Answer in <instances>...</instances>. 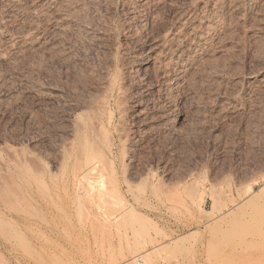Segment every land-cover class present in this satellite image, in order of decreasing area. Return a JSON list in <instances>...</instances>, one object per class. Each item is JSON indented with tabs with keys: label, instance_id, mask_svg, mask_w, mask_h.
Segmentation results:
<instances>
[{
	"label": "rangeland",
	"instance_id": "1",
	"mask_svg": "<svg viewBox=\"0 0 264 264\" xmlns=\"http://www.w3.org/2000/svg\"><path fill=\"white\" fill-rule=\"evenodd\" d=\"M64 1L61 2L63 3L62 5L59 3L54 9L58 10V7L61 8L62 6L63 8L58 11L61 13L67 12V14L65 13L66 15H68V11L72 12V9L76 10V12L73 11L72 15L70 14L71 12L69 13L68 18L72 17L70 19L67 18V21H70L69 23L64 22L65 24L63 25L58 19L54 18L56 24L54 22L55 20L51 18V14L48 17L50 21L47 16L44 18L42 17L44 20H38V27H40L38 31L52 39V47L49 44L50 46H48L49 48L47 47L48 50L46 49V52H39L40 54H32L31 52L29 55L27 54L26 57L19 53L20 55L17 54L15 59L7 60L6 62H4L5 60H2L3 62L0 61V171L1 168L6 167L7 170H4L5 173L9 178H13H10L13 183L10 184L11 188L13 189L14 187V191L17 193L20 189L21 193L20 191L19 193L22 194V196L20 195L22 197L21 199H26V202L29 204L27 207L23 204L24 201L21 203L20 200L17 199L18 206L30 212L28 215L25 211H23V213L17 211L12 218L0 215V228L3 230L9 229V232L5 230L0 232V264H264V246L261 245V243L264 242H262V237L264 238V228L262 227L260 229L261 231L259 230L255 234H248L249 232L255 231L254 228L256 226L253 220L259 218V215H262L260 210L264 208V89L262 86L264 83V76L261 74L264 73V2L261 4L263 7H261L262 9L260 8L261 10L259 9L260 12L258 11L256 13L254 10L251 11L253 13L245 11L239 16L241 19L239 17H237V19L234 18L236 20H234L236 26H234L233 20V22H227L225 25L222 23V27L220 25L218 26L217 32L219 36L217 35V39L211 44L212 48L209 47V53H206L208 56H204V58H206L204 61H206L207 64L209 63V66L210 63L213 65L212 69H210L211 67L209 68L210 71L209 69L203 71L202 74L206 77L196 74L194 78L192 75L191 77L193 78L189 77V80L193 79V85L191 84V80L190 82L188 81V78L187 80L181 78L173 82L172 87L174 89L171 88L168 93V101L171 97L173 99L169 101L171 103L170 105H172V110L168 112V116L171 117H168V123H160L159 113L155 114L156 116L154 118L156 120L152 117V114H150L151 116L149 115V112H153L154 116V112L157 113L159 111H155V109L161 105V102L163 103L164 99L162 95H159L161 92L155 90L158 86V79L156 78L154 80V75L148 74V68H140L138 74L139 76L143 75V78L139 77L136 81V85L132 82V85L130 83L127 84L131 91L130 89L128 90L127 86L128 92L126 91V95H124L126 98L123 97L124 102L131 93L128 100L124 102L125 107L127 104L129 107V109L128 107L126 108V115L123 121L127 126L124 123L122 124L123 127L127 129L126 133L129 138H127L128 140H125V142H116L111 156L116 169L115 193L118 194L115 195L116 197L119 195L120 197H118L122 199L116 202L119 199H116V197L113 199L112 197V200L110 199L107 203L92 195L95 205H93V201H90V199L92 200L91 197L89 199H84L85 201L87 200L86 202L89 201L90 205H88L89 203L87 204L82 201V196L85 195L83 193L84 191L80 187H75V182L72 181L71 183L70 180H72V177L70 173L64 171L63 175H60L62 172L59 168L57 167L58 170L54 169L58 164L57 161H59V159L60 161L62 160L59 150L63 148L58 145L63 143L61 146L64 147L66 145L65 143L69 141L68 138H71V134L69 133L72 127V123H70L71 115L76 111H82V106L86 104L88 105L84 108L88 110L91 95L101 91V84H99L101 83V77L98 75L101 74L100 76H102V67L107 62L108 58L106 56L110 45L112 46L114 44L115 46L113 45V47L116 49L118 47L114 54V59L118 64L123 63L124 59V63H128L130 58L131 60L133 58L134 60L136 59L135 61L132 60L136 67L143 64V62L145 63L148 57L147 54L151 51H155V46H153L155 42L152 41H155L156 38L154 36H156L157 33H154L155 31L152 30H155V22L154 25L149 23L151 19L156 18L154 21L157 19V21H160L162 18L163 24H167L175 18L177 13L181 11L184 12L188 9L190 0H169L171 3L169 2L170 5H168V7L164 6L159 9H152V5L146 7L148 11L149 9H152V11L150 10L149 13L145 11L147 16L144 14L140 17V20L134 21L135 24L131 23V28H134H132L133 30L137 29V32L140 30L138 32L139 36L138 33L134 31L136 33L133 34V37H131V35L127 37L126 35L128 33L127 29H125L126 19H128L127 17L129 14L128 11L124 9V6L121 7L124 2L123 0H69L70 2H67V4ZM73 1L74 3H72ZM136 1L139 2V0H135V2ZM81 3L84 4L83 7H81ZM68 4L69 6L73 4V7L76 4L79 8L76 6L71 8L72 5L69 8ZM81 8L83 9L82 11L80 10ZM16 9L19 15L16 14ZM16 9L14 10L15 12L13 11L14 15L12 14V19L15 18L14 20L16 21V18H18V20L14 23L11 22L12 25L9 28L10 32L11 30L12 32L15 30H17L15 32H18L19 26H22L26 19L27 21L30 20V17L26 16V19L20 18L19 16L24 17V15H20L22 9ZM77 10L81 12L78 13ZM45 18L47 19L45 20ZM75 18L83 20L79 21ZM74 19L77 22L74 21ZM22 20H24V22H22ZM142 22L144 28L141 26ZM144 22L147 26H144ZM60 24L62 27L61 29L66 32L62 33L63 31L61 32V30V33L56 32L55 28ZM74 24L78 25L75 26ZM49 25L51 27H49ZM71 25L76 28H73V26L71 27ZM226 25H232L234 27H228ZM150 26L152 28H150ZM14 27L16 29L13 31ZM117 27L120 29L118 30ZM145 27L148 32H146ZM77 28H79V30ZM87 28L89 30L92 29V32L88 31V34ZM107 28L109 30L111 29V31L109 32ZM43 30H45V32ZM150 30L153 32H150ZM109 34H111V37H109ZM86 35L94 36L95 40L93 37L90 39V36L87 38L88 36ZM99 39H101V41ZM93 40L97 43L100 41L101 43H99L102 45L98 43L97 47L96 42H92ZM112 41L115 43H109ZM56 47L58 51L60 50L59 52L55 49ZM49 49L52 51L50 52ZM102 52H105L102 54L103 57L99 55ZM44 53L45 55L47 54V57ZM124 53H126L125 56ZM115 55H117V57ZM136 56H138V59L135 58ZM100 57H102V59L104 58L103 61L100 60ZM119 57H121L122 60ZM126 58H128V60H126ZM142 70L144 71L142 72ZM147 74L149 76H147ZM155 81H157V84ZM97 82L98 87L95 85ZM144 83L148 84L150 87ZM257 83H260L258 88ZM141 84L143 86H141ZM254 85L257 89L260 88L257 92L253 89L255 88ZM240 87L243 89L240 90ZM256 88L255 90H257ZM251 89L254 93L251 92ZM238 91H243L241 92L242 95L244 94L243 99H241V93ZM36 92L38 94H36ZM230 92L232 95L229 94ZM232 92L236 93L233 94ZM143 94L145 95L143 96ZM157 96H160L159 98L161 99H156ZM152 97H156V100ZM230 97H233L234 100L230 99ZM82 98L84 100H82ZM141 98H143V100ZM228 98L230 101H228L227 104ZM151 101H155L154 104H152L153 102ZM248 102L251 103L249 104ZM239 103H241L243 107H240L241 105ZM145 104L153 109L147 108ZM157 104L159 105L157 106ZM224 104H227L228 107L231 106V104H236V106H234L241 109L237 110V108H233V110H231V107L230 109H223L222 105L223 107L227 106ZM143 105L144 108H142V110L144 112L142 111L141 113L139 108L143 107ZM74 106L76 108H73ZM71 109L76 110L73 111ZM68 113L70 114L68 115ZM143 113L145 114L143 115ZM129 114L133 115L130 116ZM135 114H137L138 117ZM66 115L68 117H66ZM116 118L117 116L114 114V120H116ZM148 118L149 122H152V125L146 120ZM153 125L155 126L152 127V131L150 127ZM163 125L165 127H163ZM140 126H144V128L149 126L147 127L148 131L147 128L145 131L142 129L143 127L141 128ZM166 126L169 127L167 128ZM159 127L161 128L159 129ZM131 129L133 130L131 131ZM66 130H69V132L67 133ZM159 130H162V132ZM63 132L66 134V137ZM145 132H147V134ZM159 132L160 134L156 135ZM129 133L131 134L129 135ZM140 133H142V135ZM145 134L151 135L150 137H145L147 142L143 139ZM64 138L68 139V141L66 140V142ZM134 138L136 139L134 140ZM161 138H163L162 141ZM62 139H64L65 143ZM138 139L141 140L139 141ZM132 143L136 145H132ZM122 144L127 147H129L128 145H132L131 147L134 149L129 147V150H127V147ZM120 145L121 148L123 147L121 153L125 151L128 154L125 152L123 153L124 155L119 153V151H121V148H119ZM134 146L137 148L135 149ZM8 147H10V150ZM128 151H131L132 155H130ZM118 153L120 158L122 156V161H120L121 159L117 156ZM8 154L10 155L8 156ZM16 154L17 156H15ZM24 154H27V156ZM31 157H34L36 160L32 158L33 160L31 161ZM125 157L132 159V161ZM25 160H28L27 163L30 161L32 163L37 161L38 163H36L39 165L33 163L29 166L31 162L26 164ZM123 160H125L124 163H122ZM1 162H3L4 166H2L3 164ZM19 163L22 167L19 166ZM24 164L28 165L26 166L28 168H25ZM34 164L38 166L35 167V169L33 168L34 172H36L35 170L39 169V167H43L39 169L40 171L37 170V172L39 171L38 173L42 175L37 172H31L32 175L30 174L32 170L31 166L34 167ZM51 168L54 169V172L56 170L58 171L54 173L56 175L55 177L53 173V175L50 173L52 172ZM145 168L147 172L144 171ZM140 169L144 170L140 171ZM121 170L124 171L121 172ZM18 172H20V175L22 174L23 177L27 178L23 179L22 176H19ZM37 174L38 177L36 176ZM49 174L51 177L50 179L55 184L47 177ZM135 174H137L139 178ZM59 175L62 177L60 178ZM143 175L146 176L143 177ZM41 176L44 181H42ZM129 176H131V182L127 179L129 183L126 184L125 181L127 180L124 178H129ZM30 177L34 179L32 180ZM143 178H145V183ZM14 179L16 181H14ZM37 179L41 181L38 182ZM132 179H135L134 181H136V183L132 182ZM141 180L143 182H141ZM24 181L27 184L24 183ZM16 182L18 183L17 186H19L17 191L15 189ZM150 183L153 185V188ZM14 184L15 186L12 187ZM34 185H37L35 190ZM190 185L193 187H188ZM72 187H75V189H72ZM47 188L48 191L46 190ZM116 188L119 189L116 190ZM24 189L28 194L25 193ZM153 189L156 190L157 194ZM186 189H190L191 191L195 190L196 193L190 190L186 192ZM73 191H75L74 194ZM76 192L80 193L81 198L77 196L79 194ZM184 192L189 193V195ZM82 193L84 195H82ZM18 194L15 196L19 198ZM75 196L76 198H74ZM23 197H25V199ZM77 197L80 203L83 202L81 204L78 202L79 204L77 206H82L78 207V209L77 206H75L77 203L75 199H77ZM85 197L87 198V196ZM245 197L246 200L241 201ZM96 198L99 203H102V211L99 204L96 205L98 203ZM47 202H51V204L47 205ZM106 203L108 205H106ZM86 204L87 206H85ZM183 204L184 206H182ZM110 205L111 208L108 209ZM18 206L17 210L20 209ZM31 206L35 208L33 209L35 212L32 210ZM89 206L92 208L94 206L95 209H93L95 212L101 211L102 213H104L105 208V211H108L110 217H108V213L105 214L106 212L104 213L105 215L102 214V216L101 212H98L100 213L99 215L96 212V215L100 218H97L96 215L94 217L93 213L92 218H96L94 219L96 222H94L93 219L91 220L90 216L93 209ZM127 206L130 207L128 208L130 209V213L127 211L126 214L125 210H127ZM0 207L4 212L7 211L6 206L2 202H0ZM97 208L99 210H97ZM114 210H119L118 213H121L117 217L123 214L121 217L122 219L119 220V218L116 217L118 213ZM81 211L83 212L82 214ZM226 211L229 212L227 213ZM86 212L89 213L87 214ZM110 212L115 213L111 214ZM226 213L229 215L227 216ZM130 214L133 217H131ZM78 215L80 217H78ZM82 215H88V218L86 216L82 217ZM111 215H114L116 218ZM138 215L141 216L139 217ZM242 215H244L245 219ZM106 217H108L107 222H105ZM240 220L246 221L247 224ZM11 227H13V229ZM9 235L10 237H8ZM257 247H260L259 249H262V251ZM145 249L146 251H144Z\"/></svg>",
	"mask_w": 264,
	"mask_h": 264
},
{
	"label": "bare ground",
	"instance_id": "2",
	"mask_svg": "<svg viewBox=\"0 0 264 264\" xmlns=\"http://www.w3.org/2000/svg\"><path fill=\"white\" fill-rule=\"evenodd\" d=\"M64 1V0H63ZM62 0H0V61H2V60H5L4 62H6L7 60H12V59H15V56L17 55V54H19V53H21V55H24L25 57H26V55L28 54L29 55V53H31L32 52V54L33 53H43L44 51L46 52L48 49H47V47L48 46H50L51 45V47H52V43H51V38H49V37H47V35H43L41 32H39L38 30H40V29H38V28H40V27H38V22L39 21H41V20H39V19H43L45 16H47V18L50 16V14H51V18H56V19H58L60 22H61V24L63 23V25L65 24V23H67L68 21V19H70V18H72V17H70V18H68V16H69V13L71 12H69L68 11V15H66L67 14V12H59L58 10L59 9H62L63 7L61 6V8L60 7H58V12L54 9V7H57L58 6V4L60 3V5H62L63 3H61V2H63ZM76 1V0H75ZM78 1V0H77ZM80 1H82V0H80ZM85 1V0H84ZM88 1V0H87ZM122 1V0H121ZM124 2H123V4H122V6L121 7H123L124 6V9H126L127 11H128V14H129V16L127 17L128 19H126L127 20V22H126V27H125V29H127V37H128V35L130 36L131 35V37H133L134 35V33H136L137 32V29L136 28H138L137 26H135L136 28V30H133L132 28H131V23H134V21H138V20H140V17L141 16H143L146 12L145 11H148V9H146V7H148V6H150V5H152L151 7H153L152 9H159V8H161V7H164V6H167L168 7V5H170V1L169 0H139V2H135V0H123ZM66 4H67V2H70L69 0H67V1H64ZM170 2V3H169ZM262 2H264V0H190V5L188 6V9H186V11H184V12H180V11H178V12H180V13H177V15H175V18L172 20V21H170L169 23H167V24H163V20H162V18H161V20H162V23H161V20H160V18H159V20L160 21H154V19H156V18H153V19H151V22H149V23H151V24H153L154 25V22H155V30L154 29H152L153 31H155L154 33H157L156 34V36H154L156 39H155V41H152V42H155L154 44L155 45H153V46H155V51H149L150 53L149 54H147L148 55V57H147V61L145 60V63L143 62V64H138L139 66H137L136 67V65L134 66V63H133V61L132 60H134V58L131 60V58H130V61L128 62V63H124L125 62V59H124V61H123V63H119L118 64V62L114 59V54H115V52H116V50L118 49V47H117V49L115 48V47H113V43H115V42H109V43H112L113 45L111 46H109V48H108V51H107V62L103 65V67H102V69H103V73H102V76H100V75H98L99 77H101V83H99V84H101V91H99L98 93H95V94H93V95H91V97H90V99H89V104H90V106H89V109L87 110H85V106L86 105H88V104H86V103H84V104H86V105H84V106H82L81 104H82V102H81V106H82V111L80 110V108H79V112L78 111H76L75 113H73L72 115H71V118H70V123H72V127L70 126V125H68V126H70L71 127V130H70V132H69V130L67 131L66 130V132L68 133H70L71 134V138H68L69 137V135H68V139H69V141H68V139H66V138H64L65 139V141L67 142V143H65V141H64V139H62L63 141H64V143L66 144L64 147L63 146H61V145H58V146H60V147H62L63 149H57V150H59L60 151V153H61V156H62V160L60 161V159H59V161H57L58 162V164H57V166H56V168H54V169H57L58 170V168H59V170L62 172V174L60 173V171H59V173H60V175H63V172L65 171V172H69L70 173V175H71V179L72 180H70L71 181V183H72V181L73 182H75V187L77 186V187H80L84 192V194L82 193V195H84V196H82L83 197V199H82V201L84 202V203H89V201L88 202H86L84 199H89L90 197L92 198V195H93V197H97V198H99L100 200L102 199L104 202H107V201H109L112 197H113V199H114V197H116V195L118 194V193H115L116 191H115V187H116V177H115V171H116V169H115V164H113V161H112V159H111V156H112V153H113V148H114V146H115V144H116V142H125V140H128L127 138H129V136L127 137V129L125 128V127H123V123L125 124V122H123L124 121V116L126 115V108L128 107V102L127 103H125V104H127V106L125 107V105H124V102L125 101H127L128 100V97H130L129 95L131 94H129L128 95V97H127V100L125 99L124 100V102H123V97H125L126 98V96H124V95H126L125 94V92L127 91V84H131V82L132 83H135V85H136V81L139 79V77H142V76H139V70H140V68H144V67H146V68H148V74H150V75H154V80L157 78L158 80V86H157V88L155 89L156 91H159V92H161V93H159V95L161 96L162 95V97H163V99H164V101H163V103L161 102V105H159V104H157V109H155V111L156 110H159L157 113H155L154 112V116H153V112L151 113V112H149V115L150 114H152V117L154 118L156 115L155 114H158L159 113V121H160V123H168L167 122V120L169 119V118H171V117H169L168 116V112H169V110L171 111L172 109H171V106L172 105H170L171 103L169 102L171 99H172V97H171V99H170V97H169V101H168V93L170 92L169 90H171V88H173L172 86V84H173V82H175L176 80L178 81V79H183L184 78V80H187V78H188V81L190 82V80L192 81L193 79H190L189 80V77L190 78H193L194 77V75H196V74H198V76L200 75H203L202 73H203V71H207L206 69H209L210 67V69H212V66L213 65H211V63H210V66L206 63V61H204V60H206V58H204V56H208L206 53L208 52V50H210L209 49V47H211L212 45V43H213V41L214 40H216L217 38V35L219 34L218 32H217V30H218V26L220 25H222V23L225 25V23L227 24V22L229 23V22H231L232 20L234 21L235 19H237V17H239L240 15H241V13H244L245 11H247V12H251V11H253L254 10V12H258L259 11V9L261 8V7H263V5H261L262 4ZM72 3H74V1L72 2ZM77 3V2H76ZM83 3V2H82ZM81 3V4H82ZM85 3V2H84ZM122 3V2H121ZM70 4V3H69ZM69 4H68V6H69ZM80 4V3H79ZM72 5V6H71ZM70 6H71V8L73 7V4H71ZM89 5V4H88ZM87 5V6H88ZM67 6V7H68ZM70 6H69V8H70ZM76 6V4L74 5V7ZM84 6V4H82V6L81 7H83ZM65 7V6H64ZM66 7V8H67ZM73 7V8H74ZM77 7V6H76ZM16 8H19V9H22V11H21V14L20 15H24V17H21V16H19L20 18H25V16L26 17H30V20L29 21H27V19L25 20V23H23V25L21 26H17L18 28H19V30H18V32H15V31H17V30H15L16 28L14 27L13 28V31L14 32H12V30H11V32H10V27H11V22H16L17 20H18V18H16L17 20L15 21L14 19H12V14H13V11L16 9ZM77 8H79V7H77ZM85 8V7H84ZM122 9V8H121ZM152 9H149V11L151 10L152 11ZM262 9V8H261ZM260 9V10H261ZM66 10V9H65ZM64 10V11H65ZM69 10V9H68ZM71 10V9H70ZM73 11H75L76 12V10H74V9H72ZM81 11L83 10L82 8L80 9ZM78 11V13H80L81 11ZM86 10V9H85ZM16 12H17V9L15 10ZM14 11V12H15ZM73 11L70 13L71 15H72V13H73ZM149 11H148V13H149ZM111 12V11H110ZM155 12V11H154ZM260 12V11H259ZM66 13V14H65ZM77 13V14H78ZM251 13H253V12H251ZM17 15H19L18 14V12L16 13ZM87 14V13H86ZM246 14V13H245ZM248 14V13H247ZM14 15V14H13ZM74 15V14H73ZM146 15V14H145ZM244 15V14H243ZM249 15V14H248ZM67 16V17H66ZM78 16V15H77ZM82 16V15H81ZM80 16V17H81ZM87 16H88V14H87ZM125 16V15H124ZM147 16V15H146ZM146 16H145V18H146ZM246 16V15H245ZM14 17H16V16H14ZM43 17V18H42ZM79 17V16H78ZM78 17H76V18H78ZM47 18H45V20L47 19ZM68 18V19H67ZM74 18V17H73ZM75 18V19H76ZM89 18V17H88ZM149 18V17H148ZM235 18V19H234ZM240 18V17H239ZM238 18V19H239ZM49 19V18H48ZM74 19V21H76V20H79V19H76L75 20ZM85 19V18H84ZM241 19V18H240ZM239 19V20H240ZM39 20V21H38ZM44 20V19H43ZM55 20V19H54ZM80 20H83V19H80ZM79 20V21H80ZM88 20V19H87ZM143 20H144V18H143ZM48 21V20H47ZM46 21V22H47ZM49 21H50V19H49ZM48 21V22H49ZM59 21H58V23H59ZM93 21V20H92ZM142 21V20H141ZM150 21V20H149ZM232 21V22H233ZM236 21V20H235ZM235 21H234V24H235ZM238 21V20H237ZM21 22V21H20ZM22 22H24V20H22ZM55 23H56V20L54 21ZM65 22V23H64ZM70 22V21H69ZM68 22V23H69ZM77 22V21H76ZM84 22V21H83ZM140 22V21H139ZM139 22H138V24H139ZM153 22V23H152ZM50 23V22H49ZM72 23V22H71ZM70 23V24H71ZM75 23V22H74ZM79 23V22H78ZM80 23H82V22H80ZM124 23V22H123ZM16 24V23H15ZM22 24V23H21ZM54 24V23H53ZM57 24V23H56ZM61 24L60 25H58V26H56V32L58 33V32H60V30H61V32L63 31V29H61L62 27H61ZM85 24V23H84ZM89 24H90V22H89ZM135 24V23H134ZM143 22L141 23V26L143 27ZM144 24H145V22H144ZM232 24V23H231ZM233 24V25H234ZM238 24V23H237ZM16 25H18V24H16ZM55 25V24H54ZM75 25V24H74ZM76 25H78V24H76ZM75 25V26H76ZM140 25V24H139ZM150 25V24H149ZM223 25V26H224ZM47 26V25H46ZM73 25H71V27H72ZM75 26H73V28L75 27ZM82 26H84V25H82ZM81 26V27H82ZM86 26V25H85ZM98 26V25H97ZM133 26V25H132ZM141 26H140V28H141ZM144 26H147L146 24L144 25ZM226 26H228V27H230V26H232V25H226ZM225 26V27H226ZM234 26H236V24L234 25ZM234 26H232V27H234ZM49 27H51L50 25H49ZM63 27H65V26H63ZM68 27H69V25H68ZM78 27H80V26H78ZM120 27V26H119ZM124 27V26H123ZM222 27V26H221ZM231 27V28H232ZM17 28V29H18ZM70 28V27H69ZM72 28V29H73ZM76 28V27H75ZM90 28V27H89ZM92 28V27H91ZM93 28H95V27H93ZM112 28V27H111ZM118 28V27H117ZM144 28V27H143ZM146 28V27H145ZM150 28H152L151 26H150ZM149 28V29H150ZM78 30H79V28H77ZM88 29V28H87ZM108 29V28H107ZM120 28H118V30H119ZM148 29V30H149ZM223 29H225V28H223ZM230 29V28H229ZM92 30V29H91ZM91 30H87V32L89 31H91ZM94 30V29H93ZM109 30V29H108ZM124 30V29H123ZM152 30H150V32H153ZM44 32H45V30H43ZM82 31H83V29H82ZM111 31V29L109 30V32ZM114 31V30H113ZM125 31V30H124ZM134 31H136V32H134ZM140 31V30H139ZM138 31V32H139ZM219 31H220V29H219ZM222 31V30H221ZM43 32V33H44ZM60 32V33H61ZM64 32H66L65 30L62 32V33H64ZM72 32H74V31H72ZM79 32V31H78ZM89 32H88V34H89ZM92 32V31H91ZM95 32V31H94ZM98 32V31H97ZM96 32V33H97ZM137 32V33H138ZM141 32H143V31H141ZM140 32V33H141ZM146 32H148L147 31V28H146ZM69 33H71V32H69ZM86 33V32H85ZM118 33V32H117ZM126 33V32H125ZM50 34V33H49ZM75 34V33H74ZM83 34V33H82ZM90 34H92V33H90ZM121 34H123V33H121ZM144 34V33H143ZM142 34V35H143ZM149 34V33H148ZM148 34H146V35H148ZM153 34V33H152ZM56 35H61V34H56ZM71 35V34H70ZM69 35V36H70ZM94 35V34H93ZM110 36L109 37H111V34H109ZM125 35V34H124ZM136 35V34H135ZM150 35V34H149ZM148 35V36H149ZM154 35V34H153ZM223 35V34H222ZM84 36V35H83ZM86 36H88V35H86ZM85 36V37H86ZM90 36V35H89ZM89 36L87 37V38H89ZM97 36H99V35H97ZM106 36V35H105ZM108 36V35H107ZM112 36H114V35H112ZM138 36H139V33H138ZM140 36H141V34H140ZM151 36V35H150ZM219 36V35H218ZM91 37H93V39H94V36H90V39H91ZM136 37V36H135ZM134 37V38H135ZM142 37H144V36H142ZM147 37V36H146ZM153 37V38H154ZM55 38V37H54ZM78 38H79V35H78ZM86 38V39H87ZM100 38V37H99ZM114 38V37H113ZM112 38V39H113ZM141 38V37H140ZM151 38H152V36H151ZM97 39V38H96ZM136 39V38H135ZM56 40V39H55ZM74 40V39H73ZM87 40H89V39H87ZM95 40V39H94ZM92 41L93 43L94 42H96V41ZM100 41H101V39H99ZM103 40H104V38H103ZM132 40V39H131ZM139 40V39H138ZM141 40V39H140ZM69 41V40H68ZM77 41V40H76ZM91 41V40H90ZM98 41V40H97ZM99 41V42H100ZM105 41V40H104ZM103 41V42H104ZM110 41V40H109ZM133 41H137V40H133ZM56 42V41H55ZM73 42V41H72ZM98 42V43H99ZM102 42V43H103ZM63 43V42H62ZM74 43V42H73ZM97 42H96V45L98 44ZM101 43V42H100ZM99 43V44H100ZM108 43V44H109ZM50 44V45H49ZM89 44V43H88ZM104 44V43H103ZM56 45V44H55ZM68 45H70V44H68ZM100 45H102V44H100ZM86 46V45H85ZM92 46V45H91ZM105 46V45H104ZM107 46V45H106ZM115 46V45H114ZM117 46V45H116ZM62 47V46H61ZM61 47H59V48H61ZM64 47V46H63ZM87 47H88V45H87ZM97 47H98V45H97ZM100 47V46H99ZM49 48V47H48ZM84 48V47H83ZM154 48V47H153ZM152 48V49H153ZM212 48V47H211ZM47 49V50H46ZM51 49V48H50ZM49 49V51L51 52L52 50H50ZM56 50H57V47L55 48ZM69 49V48H68ZM67 49V50H68ZM77 49V48H76ZM97 49V48H96ZM99 49V48H98ZM130 49V48H129ZM150 49V48H149ZM54 50V49H53ZM63 50H65V49H63ZM101 50V49H100ZM107 50V49H106ZM156 50H157V52H156ZM48 51V52H49ZM60 51V50H59ZM58 50H57V52H59ZM99 51V50H98ZM103 51H105V50H103ZM76 52V51H75ZM125 52V51H124ZM131 52V51H130ZM39 53V54H40ZM100 53V52H99ZM98 53V54H99ZM105 53V52H104ZM103 52L101 53V54H99L100 56H102V54H104ZM134 53V52H133ZM209 53V52H208ZM36 54V55H37ZM55 54V53H54ZM121 54V53H120ZM125 54L126 53H124V56H125ZM128 54V53H127ZM132 54V53H131ZM20 55V54H19ZM31 55V54H30ZM42 55V54H41ZM44 55H45V53H44ZM47 55V54H46ZM45 55V56H46ZM66 55V54H65ZM97 55V54H96ZM106 55V54H105ZM105 55H104V58H105ZM130 55V54H129ZM116 57H117V55H115ZM118 56H119V54H118ZM121 57H122V54L120 55ZM17 57V56H16ZM18 57H22V56H18ZM47 57V56H46ZM83 57V56H82ZM103 57V56H102ZM102 57H100V60H102L103 61V59H102ZM121 57H119V58H121ZM133 57V56H132ZM138 56H136L135 58H137ZM37 58V57H36ZM80 58V57H79ZM129 58V57H128ZM128 58H126V60H128ZM32 59V58H31ZM118 59V58H117ZM138 59V58H137ZM120 60V59H119ZM121 60H122V58H121ZM136 60V59H135ZM134 60V61H135ZM141 60V59H140ZM32 61V60H31ZM3 62V61H2ZM8 62H10V61H8ZM100 62V61H99ZM137 62H138V60H137ZM208 62V61H207ZM102 63V62H101ZM2 64V63H1ZM103 64V63H102ZM101 65V64H100ZM216 66V65H215ZM136 67V68H135ZM145 68V69H146ZM215 68V67H214ZM221 68H222V66H221ZM144 69V70H145ZM210 69H209V71H210ZM98 70H99V68H98ZM101 70V69H100ZM144 70H142V72L144 71ZM264 70V69H263ZM259 71H260V69H259ZM147 72V71H146ZM200 72H201V74H200ZM263 72V71H262ZM101 73V72H100ZM223 73V72H222ZM141 74V73H140ZM147 74V76H149ZM261 74H263V76H264V73H261ZM193 75V77H191ZM255 75V74H254ZM11 76V75H10ZM203 76H205V75H203ZM202 76V77H203ZM196 77V76H195ZM194 77V78H195ZM206 77V76H205ZM143 78V77H142ZM149 78V77H148ZM254 78V77H253ZM260 78V77H259ZM141 79V78H140ZM144 79H145V77H144ZM153 79V78H152ZM198 79H200V78H198ZM202 79V78H201ZM262 79V78H261ZM100 80V79H99ZM195 80V79H194ZM196 80H197V78H196ZM255 80V79H254ZM257 80V79H256ZM263 80V79H262ZM157 81H155V83L157 82ZM198 81V80H197ZM200 81V80H199ZM264 81V80H263ZM99 82V81H98ZM98 82H97V84H95V85H97L96 87H98ZM138 82H140V81H138ZM147 82V81H146ZM151 82V81H150ZM188 82V83H189ZM259 82V81H258ZM141 83H143V82H141ZM184 83H187V82H184ZM192 83H194L193 81L191 82V84ZM255 83V82H254ZM253 83V84H254ZM261 83V82H260ZM260 83H257V88L259 87V84ZM263 83V82H262ZM144 84H146V83H144ZM157 84V83H156ZM41 85V84H40ZM132 85V84H131ZM130 85V86H131ZM138 85H139V83H138ZM137 85V86H138ZM146 85H148V84H146ZM155 85V84H154ZM193 85V84H192ZM250 85H251V83H250ZM256 85V84H255ZM255 85H254V87H255ZM262 85V84H261ZM141 86H143L142 84H141ZM145 86V85H144ZM149 86V85H148ZM180 86H182V85H180ZM184 86V85H183ZM191 86V85H190ZM263 89H264V83H263ZM261 86V87H262ZM136 87V86H135ZM138 87H140V86H138ZM146 87V86H145ZM150 87V86H149ZM152 87V86H151ZM155 87H156V85H155ZM161 87H163V88H161ZM249 87V86H248ZM248 87H247V89H248ZM252 87V86H251ZM141 88V87H140ZM139 88V89H140ZM144 88V87H143ZM148 88V87H147ZM236 88V87H235ZM256 88V87H255ZM255 88H253L254 89V91L255 92H257L259 89H257V90H255ZM130 88H129V86H128V90H129ZM137 89V88H136ZM135 89V90H136ZM142 89V88H141ZM140 89V90H141ZM153 89V88H152ZM151 89V90H152ZM174 89V88H173ZM239 89V88H238ZM237 89V90H238ZM241 89H243V88H241L240 87V90ZM33 90V89H32ZM79 90V89H78ZM236 90V89H235ZM252 90V89H251ZM44 91V90H43ZM75 91V90H74ZM82 91V90H81ZM88 91V90H87ZM94 91V90H93ZM130 91H131V89H130ZM138 91V90H137ZM149 91V90H148ZM154 91V90H153ZM246 91V90H245ZM263 91V90H262ZM261 91V92H262ZM46 92V91H45ZM48 92H50V91H48ZM57 92H59V91H57ZM128 92V91H127ZM139 92V91H138ZM225 92V91H224ZM237 92V91H236ZM235 92V93H236ZM238 92H240V91H238ZM241 92H243V91H241ZM240 92V93H241ZM251 92H253V90L251 91ZM264 92V91H263ZM84 93V92H83ZM87 93V92H86ZM89 93V92H88ZM91 93V92H90ZM134 93V92H133ZM145 93H146V90H145ZM149 93V92H148ZM158 93V92H157ZM233 93V92H232ZM235 93H233V94H235ZM245 93V92H244ZM254 93V92H253ZM258 93H260V92H258ZM258 93H256V94H258ZM36 94H38L37 92H36ZM154 94H155V92H154ZM229 94H231V92L229 93ZM239 94V93H238ZM252 94V93H251ZM250 94V95H251ZM52 95V94H51ZM145 94H143V96H144ZM146 95H148V94H146ZM151 95V94H150ZM158 95V94H157ZM171 95H172V93H171ZM170 95V96H171ZM232 95V94H231ZM231 95H228V96H231ZM48 96H49V94H48ZM84 96H86V95H84ZM155 96V95H154ZM159 96V97H160ZM239 96V95H238ZM241 96H242V98H241ZM241 96H240V98L241 99H243V96H244V94L242 95V93H241ZM141 97V96H140ZM158 96H157V98L156 99H158L159 98ZM236 97H237V94H236ZM250 97V96H249ZM53 98V97H52ZM154 100H156L154 97H152ZM175 98V97H174ZM239 98V97H238ZM78 99V98H77ZM142 100H143V98H141ZM140 99V100H141ZM159 99H161V98H159ZM225 99V98H224ZM230 99H232V100H234V98L232 97H230ZM247 99V98H246ZM249 99V98H248ZM80 100V99H79ZM82 100H84L83 98H82ZM139 100V101H140ZM144 100H145V98H144ZM173 100V99H172ZM235 100H236V98H235ZM70 101V100H69ZM78 101V100H77ZM135 101V100H134ZM228 101H230L229 100V98H228V100H227V104H228ZM238 101V100H237ZM241 101V100H240ZM248 101V100H247ZM85 102V101H84ZM143 102V101H142ZM151 102H153V101H151ZM150 102V103H151ZM155 102V101H154ZM154 102L152 103V104H154ZM159 102V101H158ZM232 102V101H231ZM234 102V101H233ZM136 103V102H135ZM137 103H140V102H137ZM156 103H157V101H156ZM160 103V102H159ZM173 103V102H172ZM235 103H236V101H235ZM243 103V102H242ZM245 103V102H244ZM249 103V102H248ZM251 103V102H250ZM249 103V104H250ZM68 104V103H67ZM74 104V103H73ZM148 104V103H147ZM227 104H224V105H227ZM237 104H238V102H237ZM240 105H241V103H239ZM76 105V104H75ZM137 105V104H136ZM142 105V104H141ZM146 105V104H145ZM150 105V104H149ZM235 106H236V104H234ZM233 104H231V106H229L228 107V105L227 106H224L223 107V105H222V108L223 109H226V108H229L230 109V107L232 108L231 110H233V108L234 109H236L237 107H235ZM239 105V106H240ZM147 106V105H146ZM152 106V105H151ZM246 106V105H245ZM154 107H155V105H154ZM240 107H243L242 105L240 106ZM73 108H76L75 106L73 107ZM87 108H88V106H87ZM131 108H133V107H131ZM130 108V109H131ZM142 108H144V105H143V107H141V108H139V110H141V113H142ZM147 108H150V107H148L147 106ZM128 109H129V107H128ZM151 110L153 109L152 107L150 108ZM222 109V110H223ZM239 109H241V108H239ZM238 108H237V110H239ZM71 110H73V109H71ZM74 110H76V109H74ZM73 110V111H74ZM78 110V109H77ZM83 110H85V111H83ZM136 110V109H135ZM148 110V109H147ZM150 110V111H151ZM173 110H174V107H173ZM154 111V110H153ZM224 111V110H223ZM227 111H228V109H227ZM137 112H139V111H137ZM144 112V111H143ZM132 113V112H131ZM141 113H139V114H141ZM145 113H147V112H145ZM145 113H143V115L145 114ZM70 113H68V115H69ZM114 114H116V116H117V118H116V120H114ZM138 114V113H137ZM137 114H135V115H137ZM130 115V114H129ZM133 114H131L130 116H132ZM170 115H171V113H170ZM139 116H141V115H139ZM151 116V115H150ZM66 117H68L67 115H66ZM127 117V116H126ZM137 117H138V115H137ZM143 117V116H142ZM169 117V118H168ZM127 118H129V117H127ZM140 118V117H139ZM151 118V117H150ZM155 119V118H154ZM158 119V118H157ZM67 120H69V119H67ZM67 120H66V122H67ZM148 122H149V118L148 119H146ZM151 120H153V119H151ZM156 120V119H155ZM126 121H127V119H126ZM142 121H143V119H142ZM154 121V120H153ZM172 121V120H171ZM145 122V121H144ZM158 122V121H157ZM156 122V123H157ZM129 123V122H128ZM143 123V122H142ZM149 123H151L150 125H152V122L150 121ZM156 123H155V125H156ZM141 124V123H140ZM145 124V123H144ZM154 124V123H153ZM126 125V124H125ZM124 125V126H125ZM131 125V124H130ZM129 125V126H130ZM146 125H149V124H146ZM155 125H153V126H151L150 128H152V127H154ZM174 125V124H173ZM127 126V125H126ZM158 126H160V125H158ZM162 126V125H161ZM171 126V125H170ZM64 127V126H63ZM141 127V126H140ZM139 127V128H140ZM143 127V128H142ZM141 128L142 129H144L145 131H146V128L147 127H149V126H147L146 128H144V126H142ZM163 127H165L164 125H163ZM162 127V128H163ZM167 128L169 127V126H166ZM128 128V127H127ZM130 128V127H129ZM149 128V129H150ZM157 128V127H156ZM161 127H159V129H160ZM167 128H166V130H167ZM64 129V128H63ZM125 129H126V131H125ZM155 129V128H154ZM128 130H130V129H128ZM133 129H131V131H132ZM147 131H148V128H147ZM150 131H151V129H150ZM152 131H153V128H152ZM159 131H161L162 132V130H159ZM170 131V130H169ZM168 131V132H169ZM172 131V130H171ZM129 132V131H128ZM135 132H137V131H135ZM139 132H141V131H139ZM144 132V131H143ZM142 132V133H143ZM64 133V132H63ZM132 133V132H131ZM131 133H129V135L131 134ZM138 133V132H137ZM142 133H140L141 135H142ZM146 134H147V132H145ZM167 133V132H166ZM134 134V133H133ZM145 134V136L143 137V139H145V137L146 136H148V137H150L149 135H146ZM150 134V133H149ZM152 134H154V133H152ZM160 134V132L158 133V134H156V135H159ZM66 134L64 133V136H65ZM137 135V134H136ZM144 135V134H143ZM139 136V135H138ZM154 136V135H153ZM162 136H163V133H162ZM66 137V136H65ZM157 137H159V136H157ZM63 138V137H62ZM137 138V137H136ZM136 138H134V140L136 139ZM138 138H140V137H138ZM142 138V137H141ZM151 139H155V138H151ZM162 139L163 138H161V141H162ZM176 139V138H175ZM130 140H133V139H130ZM129 140V141H130ZM139 140V139H138ZM138 140H136V141H138ZM141 140V139H140ZM139 140V141H140ZM146 140V139H145ZM165 140V139H164ZM58 141H59V139H58ZM150 141V140H149ZM152 141V140H151ZM131 142V141H130ZM134 142V141H133ZM146 142H147V140H146ZM61 143V142H60ZM140 143V142H139ZM141 143H142V141H141ZM131 144V143H130ZM123 145V144H122ZM132 145H136V144H133L132 143ZM131 145V146H132ZM142 145V144H141ZM123 146H126V145H123ZM129 147H131L130 145H128ZM127 147V146H126ZM129 147H127V150H129L128 148ZM135 147V146H134ZM6 148V147H5ZM10 147H8V149H9ZM119 148H121V145H120V147ZM123 148V147H122ZM122 148H121V151H119V153H121L122 152ZM132 149H134L133 147H131ZM130 148V149H131ZM137 147H135V149H136ZM4 150H7V149H4ZM10 150V149H9ZM8 150V151H9ZM16 150V149H15ZM14 150V151H15ZM126 150V149H125ZM126 150V151H127ZM7 151V152H8ZM12 151V150H11ZM10 151V152H11ZM24 151V150H23ZM115 151V150H114ZM9 152V153H10ZM13 152V151H12ZM16 152V151H15ZM125 151H123V153H124ZM129 152V151H128ZM134 152V151H133ZM18 153V152H17ZM54 153H57V152H54ZM59 153V154H60ZM119 153H118V157L120 158V155H119ZM123 153H121L122 155H124ZM126 153V152H125ZM7 154V153H6ZM23 154V153H22ZM53 154V153H52ZM58 154V153H57ZM126 154H128V153H126ZM129 154L130 155H132L131 154V151L129 152ZM5 155V154H4ZM3 155V156H4ZM10 154H8V156H9ZM19 155V154H18ZM25 156H27V154H24ZM23 155V156H24ZM30 155V154H29ZM28 155V156H29ZM130 155H128V156H130ZM15 156H17V154L15 155ZM21 156V155H20ZM19 156V157H20ZM11 157H12V155H11ZM10 157V158H11ZM18 157V158H19ZM56 157V156H55ZM131 157V156H130ZM32 158H34V157H31V161L33 160ZM57 158V157H56ZM55 158V159H56ZM119 158H118V160H119ZM121 158H122V156H121ZM120 158V159H121ZM126 158V157H125ZM125 158H123V159H125ZM133 158V157H132ZM5 159V158H4ZM8 159V158H7ZM15 159V158H14ZM20 159H22V158H20ZM26 159V158H25ZM28 159V158H27ZM30 159V158H29ZM41 159V158H40ZM42 159H44V158H42ZM126 159H130V158H126ZM1 160V159H0ZM12 160V159H11ZM34 160H36L35 158H34ZM131 161H132V159H130ZM7 161V160H6ZM14 162H16L15 160H13ZM21 161V160H20ZM27 161L28 160H25V162H26V164H29V163H27ZM120 161H122V159L120 160ZM120 161H119V163H120ZM22 162L24 163V161L22 160ZM37 161H34L33 163H36ZM125 162V160H123V162L122 163H124ZM2 164H3V162H1ZM11 163V162H10ZM32 162L29 164V166L30 165H32L33 164ZM38 163V162H37ZM36 163V164H37ZM43 163V162H42ZM45 163H46V161H45ZM1 164V165H2ZM18 164V163H17ZM34 164V167H32L31 166V169L33 170H31L30 169V167H29V169L31 170L30 171V174H31V172L33 173L34 172V169H35V167H38L37 165H39V164ZM121 164V163H120ZM119 164V165H120ZM36 165V166H35ZM42 165V164H41ZM55 165V164H54ZM53 165V166H54ZM2 166H4V164L2 165ZM19 166H21V164L19 163ZM26 166H28V165H25L24 164V167L25 168H28V167H26ZM46 166V165H45ZM123 166V165H122ZM122 166H120V167H122ZM1 167V166H0ZM14 167V166H13ZM22 167V166H21ZM23 167V168H24ZM42 167V166H41ZM41 167H39V169L41 168ZM49 167V166H48ZM58 167V168H57ZM14 168H16V167H14ZM20 168V167H19ZM18 168V169H19ZM22 168V169H23ZM34 168V169H33ZM43 168V167H42ZM123 168H124V166H123ZM122 168V169H123ZM140 168V167H139ZM6 169V167L5 168H1V171H0V202H2L5 206H6V208H7V211L6 212H4L2 209H1V207H0V215H3V216H5V217H9V218H12L13 216H14V214L17 212V211H20V212H22L23 213V211H25L26 213H28V215H29V211L27 210V209H24L23 207H21V206H18L19 204H17V199H19L20 200V202L22 203L23 201L26 203H24L23 202V204L25 205V206H27L28 207V202H26V199H25V197H23L25 200H22L21 198V196H22V194H20L21 193V190L19 189V191H20V193H19V191H18V193L17 192H15L14 191V187L13 186H15V184L14 185H12V187H13V189L11 188V186H10V184L12 183V181L10 180V178L8 177V175L5 173V170ZM39 169H36L35 171L37 172V170H39ZM50 169V168H49ZM54 169H52L51 168V170H52V172H50L51 174L53 173H55V172H58L57 170L54 172L53 170ZM7 170V169H6ZM20 170V169H19ZM144 170V169H143ZM143 170H141L140 169V171H143ZM18 171V170H17ZM40 171V170H39ZM38 171V172H39ZM47 171H48V169H47ZM122 171H124V170H121V172ZM133 171H135V170H133ZM144 171H146L147 172V170H146V168H145V170ZM7 172V171H6ZM23 172V171H22ZM29 172V171H28ZM36 172H34V173H36ZM37 172V173H38ZM138 172H139V170H138ZM137 172V173H138ZM146 172H143V173H146ZM16 173V172H15ZM14 173V174H15ZM42 173L44 174V172L42 171ZM58 173V174H59ZM126 173V172H125ZM129 173V172H128ZM135 173V172H134ZM133 173V174H134ZM140 173V172H139ZM143 173H141V174H143ZM18 174H19V176H22V174L20 175V172H18ZM24 174V173H23ZM27 174H29V173H27ZM26 174V175H27ZM38 174H40V175H42L41 173H38ZM38 174L36 175L37 177H38ZM47 174V173H46ZM52 174V175H53ZM122 174V173H121ZM187 174H188V172H187ZM25 175V174H24ZM32 175V174H31ZM59 175V176H60ZM126 175V174H125ZM135 175H137V174H135ZM10 176H11V174H10ZM17 176V175H16ZM54 177L56 176L55 174L53 175ZM124 176V175H123ZM127 176H128V174H127ZM132 176V175H131ZM131 176H129V178H124L125 180H129L130 182H131V179H130V177ZM138 176V175H137ZM142 176V175H141ZM140 176V177H141ZM144 176H146V175H143V177ZM190 176V175H189ZM18 177V176H17ZM16 177V178H17ZM36 177V178H37ZM47 177H49V179L51 178L50 177V174H49V176H47ZM62 176H60V178H61ZM188 177V176H187ZM22 178L23 179H26L25 177H23L22 176ZM22 178H19V179H22ZM29 178V177H28ZM32 180L34 179V178H32V177H30ZM138 178H139V176H138ZM11 179H13V178H11ZM41 179H42V176H41ZM54 179H56V178H54ZM123 179V180H124ZM136 179H137V177H136ZM38 180V179H37ZM51 180V179H50ZM60 180V179H59ZM62 180V179H61ZM65 180V179H64ZM119 180V179H118ZM124 180V181H125ZM127 180V181H128ZM133 180V179H132ZM135 180V179H134ZM132 181V182H135L136 183V181ZM143 180H144V183H145V178H143ZM14 181H16L15 179H14ZM26 181V180H25ZM24 181V183H26ZM28 181V180H27ZM30 181V180H29ZM41 181V180H40ZM39 180H38V182H40ZM42 181H44L43 179H42ZM52 181V180H51ZM127 181H125L126 182V184L127 183H129V181L127 182ZM147 181V180H146ZM21 182V181H20ZM141 182H143L142 180H141ZM140 182V183H141ZM17 183V182H16ZM34 183V182H33ZM52 183H54L53 181H52ZM58 183V182H57ZM69 183V182H68ZM123 183V182H122ZM121 183V184H122ZM152 183V182H151ZM150 183V185H152ZM13 184V183H12ZM27 184V183H26ZM31 184V183H30ZM55 184V183H54ZM134 184V183H133ZM132 184V185H133ZM18 185V183L16 184V191L18 190V187L19 186H17ZM29 185V184H28ZM52 185V184H51ZM57 185V184H56ZM67 185V184H66ZM125 185V184H124ZM145 185V184H144ZM35 186V188H34V190L36 189V186L37 185H34ZM68 186V185H67ZM67 186H66V188H67ZM72 186H73V184H72ZM157 186V185H156ZM192 185H190V186H188V187H191ZM195 186H197V185H195ZM28 187V186H27ZM54 187V186H53ZM63 187V186H62ZM75 187L73 188L72 187V189H75ZM120 187V186H119ZM155 187V186H154ZM159 187V186H158ZM193 187V186H192ZM38 188V187H37ZM39 188H40V186H39ZM38 188V189H39ZM45 188V187H44ZM152 188H153V185H152ZM62 189V188H61ZM119 189V188H118ZM117 188H116V190H118ZM127 189H129V188H127ZM140 189V188H139ZM159 189V188H158ZM191 189H193V188H191ZM40 190V189H39ZM47 191H48V188L46 189ZM52 190V189H51ZM64 190V189H63ZM155 189H153V191H154ZM183 190H184V188H183ZM190 190V189H189ZM188 189H186V192L187 191H189ZM24 191H25V189H24ZM153 191H152V193H153ZM191 191V190H190ZM194 191V193H196V191L195 190H193ZM193 191H191V192H193ZM39 192V191H38ZM40 192H41V190H40ZM80 192V191H79ZM77 193V194H79V195H77L79 198H81V196H80V193ZM93 192V193H92ZM140 192H142V191H140ZM155 192H156V190H155ZM186 192H184L185 194H188L189 195V193H186ZM25 193H26V191H25ZM75 193V191H73V194ZM17 194H18V196H19V198L18 197H16L17 196ZM26 194H28V193H26ZM72 194V195H73ZM116 194V195H115ZM156 194H157V192H156ZM192 194V193H191ZM191 194H190V196H191ZM16 195V196H15ZM21 195V196H20ZM24 195V194H23ZM159 195V194H158ZM25 196V195H24ZM29 196V195H28ZM64 196V195H63ZM62 196V197H63ZM85 196H87V198L85 197ZM119 196V195H118ZM116 197V199H119V200H117L116 202H118V201H120V199H122V198H119V197ZM248 196H250V195H248ZM30 197V196H29ZM78 197H77V199H75V201L77 202L76 204H75V206H77L80 202V200H78ZM32 198V197H31ZM43 198V197H42ZM70 198V197H69ZM74 198H76V196L74 197ZM96 198V199H97ZM196 198V197H195ZM44 199V198H43ZM59 199V198H58ZM68 199V198H67ZM192 199H193V197H192ZM35 200V199H34ZM112 200V199H111ZM244 200H246V197L245 198H243L241 201H244ZM46 201V200H45ZM51 201H53V200H51ZM90 201H93V198H92V200L90 199ZM97 202H98V199L96 200ZM193 201V200H192ZM73 202V201H72ZM71 202V203H72ZM79 202V203H78ZM83 202H81V203H83ZM112 202V201H111ZM110 202V203H111ZM126 202V201H125ZM194 202V201H193ZM74 203V202H73ZM80 203V204H81ZM93 203V205H95L94 204V201L92 202ZM96 203V202H95ZM108 203V202H107ZM106 203V205H108ZM114 203V202H113ZM122 203V202H121ZM128 203V202H127ZM195 203V202H194ZM241 203V202H240ZM23 204H20V205H23ZM51 204V202H47V205H50ZM87 204L85 205V206H87ZM99 204V207H100V209H101V204L102 203H97L96 205H98ZM124 204V203H123ZM145 204V203H144ZM186 204V203H185ZM23 205V206H24ZM32 205V204H31ZM88 205H90V203L88 204ZM114 205V204H113ZM116 205V204H115ZM122 205V204H121ZM142 205V204H141ZM17 206H18V208H20L19 210H17ZM52 206V205H51ZM81 205H79V206H77V209H78V207H80ZM92 206V205H91ZM91 206H89V207H91ZM182 206H184V204L182 205ZM198 206H199V204H198ZM238 206V205H237ZM32 207V210L33 209H35V208H33V206H31ZM31 207H29V208H31ZM71 207V206H70ZM82 207V206H81ZM96 207V206H95ZM123 207V206H122ZM86 208V207H85ZM93 208H94V206H93ZM92 207H91V209H93ZM111 208V205H110V207L108 208V209H110ZM128 208H130L129 206H127V210H125L126 211V214H127V211L129 212V210L130 209H128ZM41 209V208H40ZM73 209V208H72ZM88 209H90V208H88ZM88 209H87V211H88ZM95 209V208H94ZM94 209H93V211H91L92 213H91V220L93 219L92 218V214L94 213V217H95V215H96V212L94 211ZM118 209V208H117ZM122 209V208H121ZM264 208H261V210H260V213L262 214V215H259L260 217L259 218H255L254 220H253V222H255V231H252L251 233L249 232H247L249 235H252V234H255L256 232H258L262 227L264 228V210H263ZM22 210V211H21ZM28 212H27V211ZM82 210V209H81ZM97 210H99L98 208H97ZM116 210V209H115ZM114 210V211H115ZM131 210H132V208H131ZM34 211V210H33ZM60 211V210H59ZM65 211V210H64ZM101 211H102V209H101ZM101 211H98V212H101ZM119 211V210H118ZM118 211H115V212H117L118 213ZM133 212H134V210H132ZM35 212V211H34ZM38 212V211H37ZM53 212V211H52ZM75 212H77V211H75ZM97 212V214L99 215L100 213H98ZM106 211H105V208H104V213H105ZM114 212V213H115ZM227 212V211H226ZM229 212V211H228ZM227 212V213H228ZM80 213V212H79ZM83 212L81 211V214H82ZM87 214L89 213V212H86ZM85 213V214H86ZM104 213H102L101 212V216H102V214H104ZM108 213V211L105 213V214H107ZM111 213V212H110ZM113 213V212H112ZM111 213V214H112ZM113 213V214H114ZM122 213H124V212H122ZM130 213V212H129ZM137 213V212H136ZM135 213V214H136ZM227 213H226V215H227ZM231 213V212H230ZM76 214V213H75ZM78 214V213H77ZM104 214V215H105ZM109 214V213H108ZM119 214H121L120 212L116 215V217L119 215ZM131 214H133V213H131ZM130 214V215H131ZM134 214V215H135ZM139 214H141V213H139ZM137 215V214H136ZM229 215V214H228ZM227 215V216H228ZM231 215H233V214H231ZM246 215V214H245ZM27 216V215H26ZM41 216H42V214H41ZM63 216H65V215H63ZM77 216V215H76ZM84 215H82V217H83ZM86 217L88 216V215H85ZM84 216V217H85ZM97 216V215H96ZM112 216V215H111ZM123 216V214L121 215V216H119V217H117V218H119V220L120 219H122L121 217ZM139 216V215H138ZM141 216V215H140ZM139 216V217H140ZM243 216V218H244V215H242ZM254 216V215H253ZM34 217H35V215H34ZM78 217H80L79 215H78ZM99 216H97V218H98ZM104 217V216H103ZM108 217H110V214H109V216ZM108 217H106V220H105V222H107V219H108ZM112 217H114V215L112 216ZM116 217H114V218H116ZM128 217V216H127ZM131 217H133L132 215H131ZM254 217H256V216H254ZM63 218H66V217H63ZM88 218V217H87ZM100 218V217H99ZM241 218V217H240ZM242 218V219H243ZM248 218V217H247ZM246 218V219H247ZM69 219V218H68ZM78 219H81V218H78ZM85 219V218H84ZM83 219V220H84ZM94 219H96V218H94ZM93 219V220H94ZM103 219V218H102ZM111 219V218H110ZM245 219V218H244ZM12 220V219H11ZM82 220V219H81ZM104 220V219H103ZM118 220V221H119ZM14 221V220H13ZM134 221V220H133ZM241 222H244V220L242 221V220H240ZM247 221H248V219H247ZM4 222V221H3ZM81 222H83V221H81ZM94 222H96L95 220H94ZM104 222V221H103ZM122 222H124V221H122ZM121 222V223H122ZM87 223V222H86ZM85 223V224H86ZM91 223V222H90ZM102 223V222H101ZM101 223H100V225H101ZM109 223V222H108ZM114 223V222H113ZM240 223V222H239ZM245 224H247L246 223V221L244 222ZM244 223H242V224H244ZM251 223V222H250ZM84 224V225H85ZM103 224V223H102ZM116 224V223H115ZM143 224H145V223H143ZM253 224V223H252ZM229 225V224H228ZM13 226H14V224H13ZM93 226V225H92ZM5 227H7V226H5ZM94 227H95V225H94ZM93 227V228H94ZM230 227V226H229ZM228 227V228H229ZM241 227V226H240ZM12 229H13V227H11ZM10 228V229H11ZM90 228H91V226H90ZM246 228V227H245ZM11 229V230H12ZM95 229V228H94ZM5 230V229H4ZM3 229H1L0 228V232H3L4 231ZM87 230V229H86ZM90 230V229H89ZM5 231H7V232H9V229L7 228V230H5ZM39 231V230H38ZM93 231V230H92ZM237 231H239V230H237ZM261 231V230H260ZM31 232V231H30ZM95 232H98V231H95ZM137 232V231H136ZM6 233V232H5ZM41 233V232H40ZM91 233V232H90ZM99 233H102V232H99ZM8 234V233H7ZM17 234V233H16ZM95 234V233H94ZM144 234V233H143ZM3 235H5V234H3ZM93 235V234H92ZM100 235V234H99ZM141 235V234H140ZM19 236V235H18ZM8 237H10V235L8 236ZM147 237V236H146ZM46 238V237H45ZM262 242L264 241V238L262 237ZM244 240V239H243ZM258 243V242H257ZM259 244V243H258ZM157 245V244H156ZM261 245L262 246H264V242L263 243H261ZM152 246V245H151ZM156 248H157V246H156ZM258 248V247H257ZM260 248V247H259ZM258 248V249H259ZM142 249H143V247H142ZM152 249H153V247H152ZM257 249V250H258ZM260 250V249H259ZM144 251H146V249L144 250ZM260 251H262V249L260 250Z\"/></svg>",
	"mask_w": 264,
	"mask_h": 264
}]
</instances>
